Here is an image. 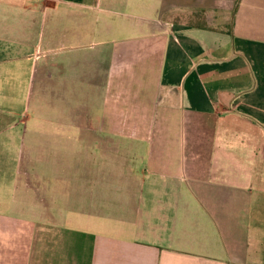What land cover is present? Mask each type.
I'll return each instance as SVG.
<instances>
[{"label": "crops", "instance_id": "1", "mask_svg": "<svg viewBox=\"0 0 264 264\" xmlns=\"http://www.w3.org/2000/svg\"><path fill=\"white\" fill-rule=\"evenodd\" d=\"M47 46L112 126H29ZM0 264H264V0H0Z\"/></svg>", "mask_w": 264, "mask_h": 264}, {"label": "rangeland", "instance_id": "2", "mask_svg": "<svg viewBox=\"0 0 264 264\" xmlns=\"http://www.w3.org/2000/svg\"><path fill=\"white\" fill-rule=\"evenodd\" d=\"M95 41H99V37L93 38ZM97 49L100 48V45L96 47ZM55 49V48H54ZM97 49L89 50L88 52L94 53ZM54 50L52 46H47L42 52L41 50L35 51L33 54V59L38 60L40 63L38 64L37 69L34 72V76H36L35 80V86H31L30 88H27L26 91H30L29 94V103L27 104V112L26 117L28 118V124L30 127L33 126H41L42 128H52L55 130V128H63V127H77L78 129L84 130V128H99L103 126H112V123L115 122L116 119H113V113H109L107 111V108L103 110V107L100 105V103H85L84 98V89L81 88L80 91L78 89L76 90L78 93L77 100L73 103H68L67 98V88L66 85H53L52 78L49 76L52 73L53 67H52V58L54 57ZM41 68H43L41 70ZM54 72V71H53ZM39 78L40 81H39ZM39 82L38 85L36 83ZM23 91L25 88H21ZM96 89V88H95ZM95 89H92L93 91ZM15 90V88H13ZM23 96V93H22ZM23 105V104H21ZM116 105V104H113ZM15 106V104H13ZM117 106V105H116ZM146 107H148L147 104H145ZM112 108H114L112 106ZM13 109V108H12ZM15 110V108L13 109ZM120 113V110L118 111V114ZM145 113V112H144ZM121 114V113H120ZM146 111V115H147ZM86 116V117H85ZM104 117V118H103ZM121 123H123V126L125 127V130L131 131L134 123L138 121L136 117V113H134L132 110L124 109V112L121 114V118H119ZM148 121V120H147ZM159 121V120H158ZM101 123H104L101 125ZM146 123V121H145ZM148 123V122H147ZM33 125V126H32ZM83 132V131H81ZM144 137L146 135H143ZM84 135H73L70 134V136L62 135V139H56L55 136L46 135L41 136L38 140L39 147L46 145L43 143H51L53 144V148L57 147L56 144L59 145L60 149H74L75 155L77 159H83V153L84 151L81 150V146L79 144L84 143ZM100 136L99 134H92L91 136H88V141L91 142H101V141H108V142H114L116 141L115 136ZM137 137V136H136ZM139 137V136H138ZM32 138L36 139L37 136H33ZM70 138V139H67ZM91 138V139H90ZM104 139V140H101ZM145 140V139H144ZM66 146V147H64ZM73 146V147H72ZM57 149V148H56ZM51 150H46L45 148L41 152V148H38L37 151V158L41 157L42 154L44 156L49 158V152ZM65 152L61 151L60 158L64 159L66 158V152L69 153L68 158H73L72 153L70 150ZM32 153L29 152L28 158L32 157ZM44 157L45 159H47Z\"/></svg>", "mask_w": 264, "mask_h": 264}]
</instances>
